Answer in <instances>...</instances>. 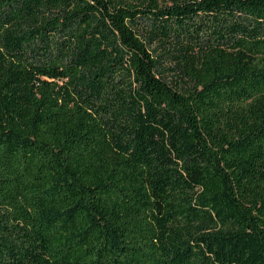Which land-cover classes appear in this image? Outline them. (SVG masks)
<instances>
[{
  "label": "trees",
  "instance_id": "obj_1",
  "mask_svg": "<svg viewBox=\"0 0 264 264\" xmlns=\"http://www.w3.org/2000/svg\"><path fill=\"white\" fill-rule=\"evenodd\" d=\"M0 264H264V0H0Z\"/></svg>",
  "mask_w": 264,
  "mask_h": 264
}]
</instances>
